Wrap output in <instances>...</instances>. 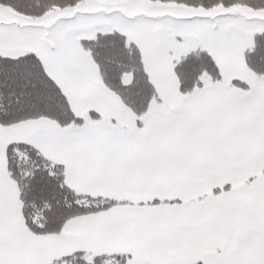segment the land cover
Wrapping results in <instances>:
<instances>
[{
  "label": "snow or ice",
  "instance_id": "1",
  "mask_svg": "<svg viewBox=\"0 0 264 264\" xmlns=\"http://www.w3.org/2000/svg\"><path fill=\"white\" fill-rule=\"evenodd\" d=\"M0 264H264V0H0Z\"/></svg>",
  "mask_w": 264,
  "mask_h": 264
}]
</instances>
